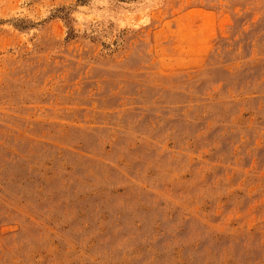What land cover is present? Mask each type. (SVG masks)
Here are the masks:
<instances>
[{
  "label": "rangeland",
  "instance_id": "rangeland-1",
  "mask_svg": "<svg viewBox=\"0 0 264 264\" xmlns=\"http://www.w3.org/2000/svg\"><path fill=\"white\" fill-rule=\"evenodd\" d=\"M0 264H264V0H0Z\"/></svg>",
  "mask_w": 264,
  "mask_h": 264
}]
</instances>
